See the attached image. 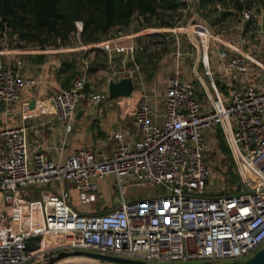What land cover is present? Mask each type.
Here are the masks:
<instances>
[{
    "label": "built area",
    "instance_id": "2783aa9c",
    "mask_svg": "<svg viewBox=\"0 0 264 264\" xmlns=\"http://www.w3.org/2000/svg\"><path fill=\"white\" fill-rule=\"evenodd\" d=\"M181 1L180 10L191 13V34L199 41V63L210 91L207 101L197 99L198 89L179 78L176 69L166 81L159 114L144 93L137 97L132 114L136 138L124 139L115 131L103 137L115 141L109 153L80 146L59 161L29 150L23 125L0 128V264L39 263L60 250H85L150 264L237 263L264 244V90L250 83H230L220 96L207 71L203 44L216 39L202 33V21H195L200 13L198 0ZM247 1L214 0L212 6L232 8L241 2L239 21L245 23L252 17ZM75 26L80 45L81 22L75 21ZM110 38L93 45L131 62L134 51L143 49L144 44L122 45ZM228 49L217 53L225 71L244 72L247 55L236 47ZM7 55L0 58V102L4 104L17 100L20 88L34 83L16 72L19 60ZM134 71L122 67L111 75L132 78ZM85 83L84 74L74 73L70 86L52 94L42 108L54 112L64 133L70 130ZM100 97L91 94V102L96 104ZM215 126L221 130L239 181L237 188L222 193H208L204 186L211 173L204 151ZM105 176L118 189L113 206L81 213L67 205L69 193L63 183H72L78 195L88 199L97 190V180ZM130 181L159 185L162 192L126 198L124 184ZM51 185H56L55 191ZM34 190L37 198L21 200ZM34 237H39L36 247L28 250L27 242Z\"/></svg>",
    "mask_w": 264,
    "mask_h": 264
},
{
    "label": "crops",
    "instance_id": "0c3cea01",
    "mask_svg": "<svg viewBox=\"0 0 264 264\" xmlns=\"http://www.w3.org/2000/svg\"><path fill=\"white\" fill-rule=\"evenodd\" d=\"M245 5L252 7V17L245 23L239 21L241 2H237L232 8L221 6L215 9L212 3L205 5V8L199 6L200 20L195 19L200 23L202 21V33L206 32L216 39H208L203 44L210 79L223 97L230 83H250L257 90H264V0H248ZM219 10L225 12L218 14ZM190 15V12H183L177 7L167 19L168 24L162 25L156 19L152 25L136 28L132 22L125 32L111 37L110 39L122 45L144 44L143 49L134 51L132 62L123 60L120 54H107L93 43L78 45L73 42L68 46L50 49H40L36 45L20 44L15 47L0 43V58H5L8 54L7 57L18 59L20 63L16 66V72L34 81L20 88L17 100L8 104L0 102V128L23 125L28 149L43 152L48 159L59 161L80 146L109 153L115 141H103V137L115 131L123 134L124 139L136 138L137 132L132 124L134 106L130 98L133 97L137 83L145 84L147 102L159 114L166 81L178 69L179 78L194 83L198 93L203 95L201 102L205 103L210 91L207 77L199 63V41L191 34ZM230 46L236 47V50L242 51L249 58L244 72L228 74L225 71L223 60L218 58L217 53L219 50L230 51ZM122 67L135 69L132 75L133 88L128 96L110 97L106 92L107 82L121 78L120 73H117V77H113L111 73L121 72ZM76 72L85 75L88 91L78 97L70 130L64 133L54 112L50 108L46 111L42 108L47 106L52 94L70 86L71 77ZM91 94L101 96L96 104L91 102ZM135 99L137 98H134V102ZM80 109L81 113L76 118L75 114ZM104 178L97 180V190L88 199L80 197L73 187L68 190L67 183L62 186L68 190L69 196L71 192L74 193L79 203L99 202L102 206L109 203L105 202L106 199L103 200L100 193ZM50 187L55 191L56 185ZM34 191L27 194V197L32 198Z\"/></svg>",
    "mask_w": 264,
    "mask_h": 264
},
{
    "label": "trees",
    "instance_id": "16d2710c",
    "mask_svg": "<svg viewBox=\"0 0 264 264\" xmlns=\"http://www.w3.org/2000/svg\"><path fill=\"white\" fill-rule=\"evenodd\" d=\"M213 1L198 4L204 7ZM180 5L181 0H0V37L14 35L15 47L20 42L58 47L67 44L76 32L75 21H80V43H94L119 34L133 20L136 28L155 19L168 24L165 11Z\"/></svg>",
    "mask_w": 264,
    "mask_h": 264
},
{
    "label": "rangeland",
    "instance_id": "374dc122",
    "mask_svg": "<svg viewBox=\"0 0 264 264\" xmlns=\"http://www.w3.org/2000/svg\"><path fill=\"white\" fill-rule=\"evenodd\" d=\"M203 8H205V6ZM172 13H174V9L171 10V12L167 13L168 18L171 16ZM125 31L126 29H120V33H123ZM78 40H79V37H78ZM15 42L16 41H15L14 35L4 34L2 37H0V43H2L3 45L12 46L13 44H15ZM73 42H77V36L75 35V33L70 36L67 44L70 45ZM19 44L27 45V46L34 45V44L23 43V42H20ZM67 44L66 46H68ZM50 48H51L50 46H45L44 49H50ZM83 70H84L85 75H87L84 68ZM198 71L201 72V69L198 68ZM212 76L215 79V75L213 74ZM103 78H105V76L102 77V79ZM93 80L94 82L96 81L95 78ZM193 86L195 87L196 85L193 83ZM145 88H146L145 84L137 83L135 87V91L133 92V95H132L133 97L130 98L134 107L136 103V99L134 102V98L135 97L137 98L139 93L145 94ZM87 89H88V84L85 83L83 89L81 90V93H87L88 91ZM196 96L199 101L203 100V95L201 93H197ZM128 125L130 128H132L130 122ZM208 136L210 138V139L208 138L209 145H208V148L204 151V159H206L210 163L211 173H210L208 180L204 183V186H206L208 193H213V192L222 193L226 191H232L234 187L236 188L238 187L239 181H238L237 175L234 172V163L229 155L228 147L224 141V137L221 133L219 126H215L214 130L212 132H209ZM67 187H68L67 189L69 190L73 187V184L70 182H67ZM124 187H125L124 197L131 198V199L138 198V197L140 198L142 196L149 195V194L159 195L162 192V188L159 185H156L154 187L142 186L139 183L131 182V181L124 184ZM100 193H101V197L103 198V200L106 199L105 202H109V203H105L102 206L99 205V202H97V204L79 203L77 197L72 192L70 193L69 198L66 200V203L67 205L70 206V208L75 209L76 211L81 212V213H89V212L96 213V212L106 211L110 206L114 205V202H113L114 199L119 198L118 189L116 185L113 184L112 178L110 176H105L103 180V187L100 190ZM37 197H38V192L37 190H35L33 192L32 198H37ZM30 199L31 198L29 197H23L21 200L28 201ZM38 240H39V237H34L31 240H29L27 242V246L29 245V243H30V246L27 248L36 247V243L38 242ZM97 262L99 261L90 260V261L65 262V263H56V264H99ZM181 263H184V262L165 261V262L158 263V264H181Z\"/></svg>",
    "mask_w": 264,
    "mask_h": 264
},
{
    "label": "water",
    "instance_id": "95a60500",
    "mask_svg": "<svg viewBox=\"0 0 264 264\" xmlns=\"http://www.w3.org/2000/svg\"><path fill=\"white\" fill-rule=\"evenodd\" d=\"M223 12H225V10H219L218 14H222ZM133 85L134 84L132 82V78L128 76L121 77L117 80H109L106 85V92L107 95L110 97L128 96L131 93ZM80 113H81V109L76 112L75 117L77 118ZM73 256L88 257L107 264H150L143 261L111 256L107 254H100L96 252H89L85 250H71V251L60 250L53 255H48L41 262L34 264H56L58 263V261H60L65 257H73ZM221 264H264V244L259 249H257L251 256L245 258L242 261H239L237 263L225 262Z\"/></svg>",
    "mask_w": 264,
    "mask_h": 264
},
{
    "label": "bare ground",
    "instance_id": "6f19581e",
    "mask_svg": "<svg viewBox=\"0 0 264 264\" xmlns=\"http://www.w3.org/2000/svg\"><path fill=\"white\" fill-rule=\"evenodd\" d=\"M97 261L88 257H83V256H73V257H65L58 261V263H65V262H79V261Z\"/></svg>",
    "mask_w": 264,
    "mask_h": 264
}]
</instances>
